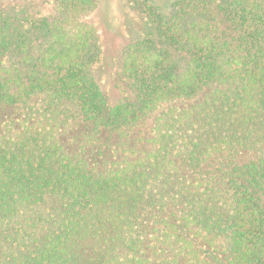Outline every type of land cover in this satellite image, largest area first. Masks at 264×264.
<instances>
[{
    "label": "trees",
    "instance_id": "1",
    "mask_svg": "<svg viewBox=\"0 0 264 264\" xmlns=\"http://www.w3.org/2000/svg\"><path fill=\"white\" fill-rule=\"evenodd\" d=\"M45 3L0 12V111L73 109L100 144L0 129V264H264V0L146 4L113 102L95 1ZM118 139L146 154L102 166Z\"/></svg>",
    "mask_w": 264,
    "mask_h": 264
},
{
    "label": "rangeland",
    "instance_id": "2",
    "mask_svg": "<svg viewBox=\"0 0 264 264\" xmlns=\"http://www.w3.org/2000/svg\"><path fill=\"white\" fill-rule=\"evenodd\" d=\"M21 0H0V12L8 11L16 6ZM39 0L45 3L44 13H51L54 10V0ZM95 7L88 13L87 20L97 29L100 44L103 49L102 57L94 68L102 90L107 99L116 101L121 96L120 82L116 70L125 47L141 38L149 28L146 4L166 7L171 0H94ZM48 3V4H47ZM30 110L21 106L5 107L0 111V129L10 132L12 135L22 133L24 129L31 128L48 132L57 136L67 151H83L86 148L97 151L98 143L89 140L88 130L83 124L74 118L73 109L63 111L60 109L48 108L43 100L35 99ZM3 129V130H2ZM146 128L142 136L146 137ZM86 139V141H84ZM119 140V139H118ZM116 140L114 139V142ZM84 147L80 149L81 144ZM117 141L106 155V161L102 166H112L115 163H123L125 160H135L146 154L147 143L140 141L135 143L128 141ZM78 149V150H77ZM103 153L100 154V158ZM102 159V158H101ZM116 162H115V161ZM100 166V165H99Z\"/></svg>",
    "mask_w": 264,
    "mask_h": 264
}]
</instances>
